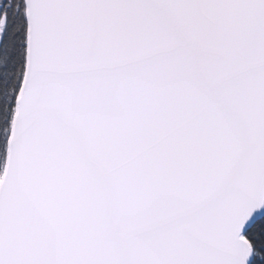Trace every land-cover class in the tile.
Wrapping results in <instances>:
<instances>
[{"label": "snow or ice", "instance_id": "snow-or-ice-1", "mask_svg": "<svg viewBox=\"0 0 264 264\" xmlns=\"http://www.w3.org/2000/svg\"><path fill=\"white\" fill-rule=\"evenodd\" d=\"M0 264H264V0H0Z\"/></svg>", "mask_w": 264, "mask_h": 264}]
</instances>
